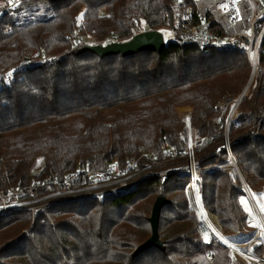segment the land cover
<instances>
[{
  "label": "trees",
  "instance_id": "1",
  "mask_svg": "<svg viewBox=\"0 0 264 264\" xmlns=\"http://www.w3.org/2000/svg\"><path fill=\"white\" fill-rule=\"evenodd\" d=\"M116 1L21 0L16 13L0 18V72L40 48L46 51L40 63L16 71L11 83L0 88V190L63 175L85 160L102 167L114 159L158 155L163 144L183 150L188 125L201 139L221 138L222 121L210 119L217 102L236 97L249 79L251 65L244 53L169 41L159 52L128 56L63 52L70 46L66 35L76 28L108 39L105 44L116 41ZM181 1L195 16L194 0ZM5 5L0 0V9ZM258 64L230 134L260 122L264 37ZM185 104L193 108L188 123L176 112ZM259 127L264 133V118ZM232 153L252 193L262 195L264 136L237 143ZM216 156L227 160L225 153L209 151L200 161L209 165ZM235 178L230 171L208 170L198 175L197 184L203 207L216 215L223 235L247 241L254 229L247 226L239 199L244 192ZM187 183L186 174L176 173L162 185L157 177L140 181L102 203L71 196L35 216L24 210L8 213L0 217V264H227V246L200 237L203 222L189 208ZM158 196L166 199L157 227L164 247L137 252L151 235L149 217ZM254 251L262 254V244Z\"/></svg>",
  "mask_w": 264,
  "mask_h": 264
},
{
  "label": "built area",
  "instance_id": "2",
  "mask_svg": "<svg viewBox=\"0 0 264 264\" xmlns=\"http://www.w3.org/2000/svg\"><path fill=\"white\" fill-rule=\"evenodd\" d=\"M150 1L142 4L139 14L127 22V39L146 31L148 25L151 30L167 31L170 36L168 41L174 45H195L217 51L244 53L254 76L259 68V53L264 37V0H194L195 16L191 7L183 8L181 0H161L162 8L159 10L154 4L157 0ZM20 2L21 0H6V5L0 9V18L16 12ZM124 4L128 2L125 0ZM155 12L158 14L157 20L149 22V16ZM66 39L70 46L64 49V53L86 44H105L108 40H98L88 33L81 32L79 28H76L72 35H66ZM45 57L46 51L40 48L26 55L12 70L0 72V88L11 83L16 71L40 63ZM249 85L236 97L226 96L215 105L217 114L213 122L222 121L223 124V129L217 133V136L221 137L219 140L213 142V137L207 136L200 139L196 145H186L183 150L163 144L158 155L143 154L124 162L114 159L104 163L102 167H96L85 160L63 175L31 178L25 185L15 184L6 190H0V217L16 210L28 211L35 216L50 205L67 200L71 196L93 197L102 203L108 198L130 191L143 180L157 177L162 185L168 176L174 173L189 175L193 181L190 185H196L198 175L210 170L209 167L200 165V157L208 151L214 155L225 153L227 160L214 165L215 170L233 171L234 176L238 177L244 192L242 200L249 212L248 222L258 228V232L241 244L243 259L248 264H264V215L232 156V147L240 141L264 136L259 129L264 112L256 126L243 131L241 139L238 134L229 132L233 116ZM152 169L157 172H150ZM259 230L262 233H259ZM22 233L27 234V228ZM257 244L263 246L260 255L254 251Z\"/></svg>",
  "mask_w": 264,
  "mask_h": 264
},
{
  "label": "rangeland",
  "instance_id": "3",
  "mask_svg": "<svg viewBox=\"0 0 264 264\" xmlns=\"http://www.w3.org/2000/svg\"><path fill=\"white\" fill-rule=\"evenodd\" d=\"M126 1L128 2V4H124L125 0H117L116 3H115L116 27H115L114 32L112 33L114 37L122 38L125 34L124 33H122V34L120 33L121 30L119 29L118 25L120 24L123 27V30L125 31L126 26H127V22L129 21V19L131 17H136L137 14H139L141 5L145 4L147 1L151 2L150 0H126ZM94 2L97 3V2H100V0H94ZM161 2H162L161 0H157V2H154V4L156 5L157 10H159V8H162ZM18 10H19V7L16 10V12ZM154 11H155V8H154ZM16 12H14V13H16ZM80 17H78L79 18L78 19V23L82 22V18H80ZM146 22H148V20H146ZM162 33H163L164 40L168 41L169 38H170L168 32L163 30ZM252 70L253 69L251 68L250 77L246 81V83L244 84V86H243L241 91H243V89L246 88L248 84L251 85V83L253 81V77H254L253 73H252ZM250 85L248 86L247 91H248ZM241 91L237 95H239L241 93ZM192 110H193L192 106H190L188 104L180 105V106H178L176 108V112L178 113L179 117L182 120H185L186 123H188L187 122L188 114L191 113ZM215 110H216V112H215V115H216L217 114V109H215ZM263 112H264V108H263L262 113ZM215 115H213L210 120L213 121ZM186 131H187V133H186V135H187V141H186L187 147L196 145L199 142V140L201 139L200 135L196 132V130H194L189 125L187 126V130ZM219 131H221V130H219ZM243 133L244 132L236 133V134H238V136H239L238 138L239 139H241L240 136ZM250 138L252 139V137H250ZM253 139H255V138H253ZM246 140H248V139H246ZM243 141H245V140H243ZM240 142H242V141H240ZM208 153H209V151L206 152L203 156H201L200 159L204 158ZM232 156H233V153H232ZM214 161H215L214 163H211L209 165H203L202 161H200V163H201V165L204 168L209 167L208 169L215 170L214 165H217L218 163H223L224 162V161H221L218 156H216L214 158ZM238 168L242 171V173L244 174L243 175V177H244L245 176L244 170L241 169L239 165H238ZM219 171H227V170H220L219 169ZM150 172H157V171H155V169L154 170L152 169ZM230 172H231V175L234 176V172L233 171H230ZM187 178H188V183H187L188 185L186 187V195H187V199H188L189 208L203 222V226H202V228L200 230V237H201L202 241L203 242H207L211 238H213V239H216V240L220 241L225 246H227V248H228V262H227V264H238V262L242 263V264H248V262H246L243 259V255H242L243 254L242 253L243 247H241V244L246 242V241H244V240H242V241L232 240V239H229L228 237H225L223 235V233L221 231L220 223H219L216 215L211 213V212H209L202 205V202H201V199H200V194H199V189H198L199 188L198 184L196 183V185H190V182H193V181L189 177V175L187 176ZM234 178H235V176H234ZM245 179H246V176H245ZM235 180L238 181L239 184H240V181L238 180V177L235 178ZM253 196H254V198H255V200H256L261 212L264 215V193L262 195H260V196H257L256 194L253 193ZM242 197H243V193L239 197V199H240L241 205L245 208L246 212H248V209L246 208L247 205L243 202ZM247 214H249V212ZM246 222H247V226L248 227H251V228L254 229V233L258 232V228H256V226L254 227L253 224L248 222V217H247V221ZM259 233H262L261 230H259Z\"/></svg>",
  "mask_w": 264,
  "mask_h": 264
},
{
  "label": "water",
  "instance_id": "4",
  "mask_svg": "<svg viewBox=\"0 0 264 264\" xmlns=\"http://www.w3.org/2000/svg\"><path fill=\"white\" fill-rule=\"evenodd\" d=\"M165 46V40L163 33L159 30H151L149 26H146V31L136 34L125 41H113L107 44H95V45H84L76 50V53H82L90 51L96 53L100 57L108 55L122 56L133 55L144 50H156L160 51ZM166 203V199L163 196H158L152 206L151 215L149 222L151 225V235L141 245H139L136 251H141L149 246H157L163 249V243L158 237V221L160 210Z\"/></svg>",
  "mask_w": 264,
  "mask_h": 264
},
{
  "label": "crops",
  "instance_id": "5",
  "mask_svg": "<svg viewBox=\"0 0 264 264\" xmlns=\"http://www.w3.org/2000/svg\"><path fill=\"white\" fill-rule=\"evenodd\" d=\"M157 17H158V14L155 12V13H153V14H151L149 16L148 20H149V22H155L157 20ZM118 26H119V29L121 30L120 33L121 34L122 33L125 34V31L123 30V27L120 24ZM115 38H116L115 39L116 41H125V40H127V38L125 37V35L122 38H119V37H115Z\"/></svg>",
  "mask_w": 264,
  "mask_h": 264
},
{
  "label": "snow or ice",
  "instance_id": "6",
  "mask_svg": "<svg viewBox=\"0 0 264 264\" xmlns=\"http://www.w3.org/2000/svg\"><path fill=\"white\" fill-rule=\"evenodd\" d=\"M9 2H11V0H9Z\"/></svg>",
  "mask_w": 264,
  "mask_h": 264
}]
</instances>
